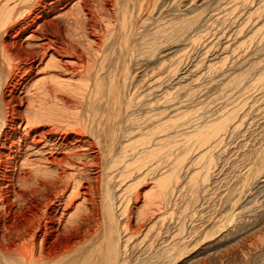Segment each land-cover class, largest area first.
<instances>
[{
  "label": "bare ground",
  "instance_id": "obj_1",
  "mask_svg": "<svg viewBox=\"0 0 264 264\" xmlns=\"http://www.w3.org/2000/svg\"><path fill=\"white\" fill-rule=\"evenodd\" d=\"M228 3L211 14L209 26L233 12ZM127 5L0 0V264H186L185 242L197 233L199 219L189 216L187 234L184 174L192 169L205 186L213 153L226 151L228 141L245 135L253 121L238 114L239 92L232 89L194 109L203 89L179 96L181 88L165 89L170 70L164 60L149 69L144 56H154L192 26L179 16L181 21L150 23L152 28L143 20L138 27L127 19ZM252 26L246 43L258 44L263 28ZM204 27L198 39L207 37ZM130 63L140 70L136 79L128 76ZM228 64L212 82L226 77L234 61ZM217 68L205 64L199 73ZM85 104L90 109L82 117L79 107ZM259 159L255 181L263 185L264 154ZM104 176L109 186L103 184L97 195Z\"/></svg>",
  "mask_w": 264,
  "mask_h": 264
},
{
  "label": "rangeland",
  "instance_id": "obj_2",
  "mask_svg": "<svg viewBox=\"0 0 264 264\" xmlns=\"http://www.w3.org/2000/svg\"><path fill=\"white\" fill-rule=\"evenodd\" d=\"M126 1L128 3L127 8L129 7L127 19L132 24L136 22L138 27L142 24L141 22H143V20H146V23H149L146 28H148V26L149 28H152V24L155 26L158 22L168 21L169 19L172 20L175 18L180 19L178 18L179 16H182V19L186 20L187 27H189L187 24H191L192 26V28L190 27V31L189 28H187L188 31L186 32H178L180 34L183 33L182 37L177 35L176 38H172L170 43L156 51L154 56H144V58H148L145 59L147 60V63L144 65L148 66L150 64L147 67L149 69L157 67L159 61H161V58L164 60L166 64L165 66H167V69L170 70L167 71L168 73H166L168 76H166L164 81V87H166L165 89L169 88V91L170 89L173 91L174 88H181V90H179L181 93H179V91L176 92L177 96L191 92V90H197V88L203 89L204 91L200 93V96H195L196 98L192 96V99L195 98V102L191 104L192 109L195 108V104H199L200 102L207 101L215 97H221L223 94H226L228 90L232 89V91L234 90L233 92H239V100L237 99L238 101L234 103V105H237V108H240H238V114H245L248 120L253 121V126L249 127V131L245 132V135L240 133L228 141L229 144H227L225 147L226 151L221 154L218 153L220 155H218L217 152L213 153V157L215 159L214 165L209 170L208 181L204 184L205 186L201 184L202 182L200 180L202 177L200 174H195L192 176L193 171H190L192 169H189L186 174H184L182 200L184 201L183 206H185L184 210L187 221V234L189 232L188 230H190V222L187 220L189 216L192 213L196 214L197 219L199 220L197 221L198 224L196 223L197 227L195 224H193L197 228V233H193V237L191 236L192 238H187L188 240L185 242V249L181 258L184 259L186 264H264V233L262 232V229L264 228V184L261 185L262 183L260 184L257 179L255 181V175L257 174L258 170L261 169L259 157L264 154V79H261L263 77L262 71H264V39L258 43L260 45L254 42L253 44L246 43L248 41L247 39L249 35L252 32V27L255 25V27L263 28L260 30V33L264 36V0H239L241 2L238 0H233L234 2L237 1L236 7L235 3L229 0L231 3H228V7L233 4L234 10L236 12H234L232 9L233 12L230 11L229 16L224 18V22H222L220 25L212 27L209 26L211 23V14L217 12V10H219V6L223 7L224 2H229L228 0ZM143 2L145 7L142 5ZM152 5H154V7ZM150 7L154 8H152V11L154 10L153 12H151V9H149ZM155 7H158V9ZM141 9H143V11ZM140 10L142 11L141 13ZM137 11H139L138 14L140 16L135 18L137 16ZM154 17L158 20H161L157 21ZM193 17L197 18V20L193 21ZM250 19L256 24L253 21L251 22ZM253 23L254 26H252ZM151 25L152 27H150ZM204 26L208 28L206 30L208 32L206 35L208 38L206 37L203 39H198L201 38L200 36H197L200 34L198 31L202 30V28L204 29ZM250 26H252V29H250ZM146 28H140L138 30L141 32L145 31ZM238 28L242 31L240 34L237 33L235 36V34L232 33L233 31L234 33L237 32L236 30H239ZM226 35L229 37H226ZM135 37H137V35ZM194 37L197 41L194 40ZM220 44L226 49L222 51L223 47ZM235 45L240 51L235 47ZM256 45L259 46V49L256 48ZM233 48L234 51L237 50L238 53L236 51L233 53L231 51ZM223 54L225 55L224 57ZM222 58L228 59L223 60ZM176 60H180V65L177 66ZM229 60L234 61V65H232L230 68L231 70H228L226 75L227 78L225 77L218 82H212V77H214L219 72L228 69L230 65L228 64L230 63ZM205 64L218 66L216 69L218 71H209V73H206L205 76L201 77L199 72H201L202 68L205 67ZM195 65L197 66V69L194 67ZM175 67H178V69L173 70ZM135 70L136 66L130 63L128 66V76L133 75L135 79L138 78L137 76H140L141 74L140 70H138L139 72L137 70L136 72ZM171 71L173 72L170 74V77L169 73ZM213 71L216 73H213ZM135 72L137 74H135ZM205 72H207V70ZM196 78L199 79L194 80ZM239 84L241 85L237 87ZM120 99L122 100V97H120ZM225 100L226 99H223L221 104L224 103ZM218 103H220V101ZM94 105L95 108L96 106L98 107V103ZM217 106L219 105H212L211 110H214L217 108ZM87 108L90 109L88 104L79 107L81 110L79 111V114L82 117H84L89 110ZM116 128L117 126L114 124L112 141L114 148H116L118 151L119 132ZM245 142L247 143V146L243 148L242 145L245 144ZM234 149H238L239 151L237 150L233 153ZM257 150L260 152V154ZM246 154L249 157H247V159H250V162L247 163L245 160L247 156ZM253 156H256L257 159ZM186 161L187 159L185 160V163ZM242 166L246 167L243 168ZM188 179L190 181H188ZM97 182L99 184V193H97V195H101L105 189L104 187L102 188V185L104 184L105 187L109 186L107 183V177H101V179H98ZM195 182L196 184H201L199 186L200 189H198V185H196ZM147 184H149V182ZM206 186L207 189L205 188ZM194 187L196 188L194 189ZM237 214L243 215L237 217Z\"/></svg>",
  "mask_w": 264,
  "mask_h": 264
}]
</instances>
